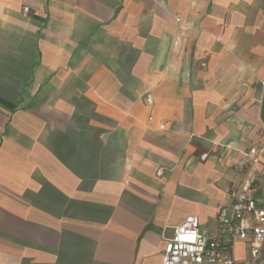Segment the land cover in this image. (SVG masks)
I'll return each mask as SVG.
<instances>
[{
	"label": "crops",
	"instance_id": "0c3cea01",
	"mask_svg": "<svg viewBox=\"0 0 264 264\" xmlns=\"http://www.w3.org/2000/svg\"><path fill=\"white\" fill-rule=\"evenodd\" d=\"M263 81L264 0H0V264H160L164 227L213 234ZM255 174L264 202V151Z\"/></svg>",
	"mask_w": 264,
	"mask_h": 264
},
{
	"label": "built area",
	"instance_id": "2783aa9c",
	"mask_svg": "<svg viewBox=\"0 0 264 264\" xmlns=\"http://www.w3.org/2000/svg\"><path fill=\"white\" fill-rule=\"evenodd\" d=\"M264 83V81H263ZM147 100L151 102L148 95ZM264 148L251 147L238 161L245 171L240 188L229 191L231 201L219 207L213 234L196 215L162 229L164 247L160 264H264V202L256 196L255 169ZM246 245V256L238 259L236 246Z\"/></svg>",
	"mask_w": 264,
	"mask_h": 264
},
{
	"label": "rangeland",
	"instance_id": "374dc122",
	"mask_svg": "<svg viewBox=\"0 0 264 264\" xmlns=\"http://www.w3.org/2000/svg\"><path fill=\"white\" fill-rule=\"evenodd\" d=\"M236 256H237V258H240V259H242V258H244L246 256V245H245V243H244V245H243L242 242H239L237 244V246H236Z\"/></svg>",
	"mask_w": 264,
	"mask_h": 264
}]
</instances>
